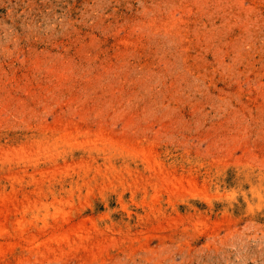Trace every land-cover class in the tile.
I'll list each match as a JSON object with an SVG mask.
<instances>
[{"label": "rangeland", "instance_id": "1", "mask_svg": "<svg viewBox=\"0 0 264 264\" xmlns=\"http://www.w3.org/2000/svg\"><path fill=\"white\" fill-rule=\"evenodd\" d=\"M0 264H264V0H0Z\"/></svg>", "mask_w": 264, "mask_h": 264}]
</instances>
